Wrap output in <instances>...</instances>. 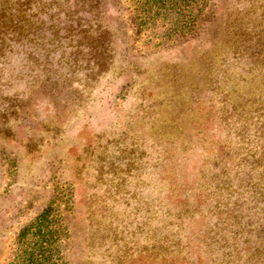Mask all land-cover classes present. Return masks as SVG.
<instances>
[{
    "label": "rangeland",
    "instance_id": "rangeland-1",
    "mask_svg": "<svg viewBox=\"0 0 264 264\" xmlns=\"http://www.w3.org/2000/svg\"><path fill=\"white\" fill-rule=\"evenodd\" d=\"M32 1L46 27H107L110 64L0 50V264L51 203L64 264H264V0H211L157 49L124 0Z\"/></svg>",
    "mask_w": 264,
    "mask_h": 264
},
{
    "label": "trees",
    "instance_id": "trees-1",
    "mask_svg": "<svg viewBox=\"0 0 264 264\" xmlns=\"http://www.w3.org/2000/svg\"><path fill=\"white\" fill-rule=\"evenodd\" d=\"M105 1L95 0L96 9L86 13L100 17L99 7ZM32 6V0H0V50L4 51L7 40L23 49L34 43L45 52L46 64L52 66L48 62H54L57 50L64 53L70 49L72 62L68 65L74 67L72 73L79 60L87 62L92 72L106 71L111 51L107 27L84 26L80 22L77 27H46V13L43 9L35 12ZM214 14L211 0H124L122 17L135 46L157 49L194 37ZM64 58L62 54L60 60ZM57 209L55 204H49L20 230L8 264H64L63 230Z\"/></svg>",
    "mask_w": 264,
    "mask_h": 264
}]
</instances>
